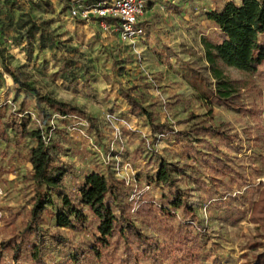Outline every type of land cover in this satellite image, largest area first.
Masks as SVG:
<instances>
[{
    "label": "trees",
    "instance_id": "obj_1",
    "mask_svg": "<svg viewBox=\"0 0 264 264\" xmlns=\"http://www.w3.org/2000/svg\"><path fill=\"white\" fill-rule=\"evenodd\" d=\"M202 8L198 14L213 28L201 45L214 87L196 76L190 83L200 99L222 105L247 87L225 69L248 76L264 73V0ZM0 61L13 88L23 92L14 111L0 107L4 129L13 132L10 139L0 133L6 142L0 147V177L14 171L15 160L30 165L20 178L24 202L0 215V264H219L207 248L209 232L190 203L191 192L200 194L210 221L234 225L247 220L264 230V157L237 143L236 132L205 121L174 129L160 121L155 109L166 105L147 94L146 79L129 88L119 84L129 114L144 120L154 134L169 137L179 150L169 161L154 150L155 137L134 149L129 161L140 162L125 186L101 166L77 167L88 155V140L98 145L103 138L97 120L22 81L2 48ZM24 112H32L59 137L29 130ZM54 115L59 127L49 123ZM61 139L72 144L68 160L59 155ZM26 140L35 145L26 149ZM189 172L194 179L187 178ZM50 228L70 229L74 235L66 238ZM253 264H264V252Z\"/></svg>",
    "mask_w": 264,
    "mask_h": 264
},
{
    "label": "rangeland",
    "instance_id": "obj_2",
    "mask_svg": "<svg viewBox=\"0 0 264 264\" xmlns=\"http://www.w3.org/2000/svg\"><path fill=\"white\" fill-rule=\"evenodd\" d=\"M100 1L111 0H0V48L10 67L22 81L80 107L99 124L103 138L98 145L88 140V155L77 167L89 171L94 165L101 166L108 176L126 186L140 162L136 159L131 164L130 153L143 148L154 137V150L169 161L176 160L179 150L170 138L154 134L144 120L130 115L129 106L118 90L119 84L129 88L143 78L149 82L147 94L160 97L166 105L155 109L161 122L174 129H187L202 121L220 124L238 134L237 143L242 147L264 157V73L248 76L225 69L231 79L247 82V87L222 105L200 99L190 83L191 77L196 76L206 80L210 89L214 87L201 45V39L210 36L213 28L202 16L193 13L204 5L211 9L240 0H206L199 7L195 0H188V10L184 13L180 1L174 4V0L170 3L160 0L152 14L148 8L153 4L147 5L146 1V13L140 21L144 35L127 41L121 40L114 28L106 33L94 19H73L68 13L71 6L86 7ZM148 21L156 29L152 30ZM156 32L157 43L150 37ZM22 97L23 92L13 88L0 61V107L14 111ZM174 99L177 102L169 105ZM23 116L27 117L29 130L39 129L59 137L40 125L32 112H24ZM59 121L54 115L49 123L59 127ZM2 131L9 139L13 136L0 120ZM62 143L64 150L59 155L68 160L72 144L68 140ZM5 144L0 136V147ZM34 145V141L24 142L26 149ZM13 163L14 171L0 177V215L8 208L17 210L24 202L20 178L30 165L20 159ZM262 172L261 181H264V164ZM187 178L194 179V174L187 173ZM64 184H71L69 177L64 179ZM200 198L198 192L190 193V203L209 232L207 248L220 260L219 264H253L255 257L264 252V230L247 220L234 225L212 222ZM49 230L66 238L74 235L70 229Z\"/></svg>",
    "mask_w": 264,
    "mask_h": 264
},
{
    "label": "built area",
    "instance_id": "obj_3",
    "mask_svg": "<svg viewBox=\"0 0 264 264\" xmlns=\"http://www.w3.org/2000/svg\"><path fill=\"white\" fill-rule=\"evenodd\" d=\"M146 0L100 1L86 7L71 6L68 13L71 18L82 21L94 19L104 32L113 28L118 37L127 41L139 39L144 31L141 19L144 15Z\"/></svg>",
    "mask_w": 264,
    "mask_h": 264
},
{
    "label": "crops",
    "instance_id": "obj_4",
    "mask_svg": "<svg viewBox=\"0 0 264 264\" xmlns=\"http://www.w3.org/2000/svg\"><path fill=\"white\" fill-rule=\"evenodd\" d=\"M146 1H148L147 2V5H150V4H153V6H151V7H149L148 8V12L149 13H151V12H153V10H154V8H156V6L158 5V4H161V1L160 0H146ZM180 1V2H179ZM205 1L206 0H195L194 2L196 3V5L199 7L200 5H202V4H204L205 3ZM168 2L170 3V2H172V0H168ZM177 2H179V5H183L184 7H183V9H182V12L184 13L185 12V10H188V8L186 7L187 5H188V0H178V1H176V0H174L173 1V3L175 4H177ZM164 4H167V3H164ZM224 4V3H223ZM190 5L192 6V3H190ZM203 8H205V5L204 6H202ZM202 8V9H203ZM215 8H217V6H214V7H212L211 9H208V10H213V9H215ZM145 13H146V10H145ZM145 13H144V16H145ZM198 14V12L196 11L195 13H193V14ZM152 14V13H151ZM151 20V19H150ZM147 25L153 30V29H156L155 27H156V25L154 24V23H152V21H148L147 22ZM171 28V27H170ZM169 28V29H170ZM150 37L153 39V40H156V43H157V40H159V38H158V33L156 32V33H153V34H151L150 35Z\"/></svg>",
    "mask_w": 264,
    "mask_h": 264
}]
</instances>
